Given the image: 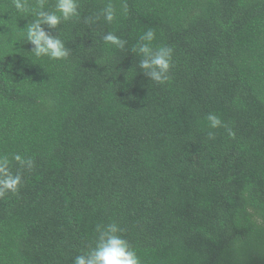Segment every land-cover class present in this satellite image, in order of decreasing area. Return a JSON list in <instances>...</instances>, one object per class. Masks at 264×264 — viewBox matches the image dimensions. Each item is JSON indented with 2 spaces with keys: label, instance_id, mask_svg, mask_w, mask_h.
I'll list each match as a JSON object with an SVG mask.
<instances>
[{
  "label": "trees",
  "instance_id": "1",
  "mask_svg": "<svg viewBox=\"0 0 264 264\" xmlns=\"http://www.w3.org/2000/svg\"><path fill=\"white\" fill-rule=\"evenodd\" d=\"M127 2L112 25H61L67 61H36L31 17L0 0V153L35 161L0 198V264H73L111 222L141 264H264V0ZM148 28L174 48L168 83L100 39ZM209 113L234 137L209 140Z\"/></svg>",
  "mask_w": 264,
  "mask_h": 264
},
{
  "label": "clouds",
  "instance_id": "2",
  "mask_svg": "<svg viewBox=\"0 0 264 264\" xmlns=\"http://www.w3.org/2000/svg\"><path fill=\"white\" fill-rule=\"evenodd\" d=\"M11 7L15 9L18 17H31L24 29L19 28L22 36L18 41L32 45L29 53L36 61L43 58L67 61L72 55L73 50L67 47L66 40L61 36V25L82 20L88 29H92L101 20L112 25L119 16L127 17L130 14L127 0H119V7L114 0H105L99 11L83 18L81 0H53L51 6L49 0H11ZM51 30H58V34L53 35ZM100 39L110 48L133 53L139 59L135 67L150 78V82L165 84L170 81L174 67V48L167 45L154 46V29L148 28L132 44L114 31L104 32ZM206 119L210 129L209 140L215 139V132L212 130L218 128H224L229 137H234L232 129L216 114L209 113ZM34 166L35 161L30 156L13 153L9 157L7 153H0V198L9 194L18 195L24 186V172L33 170ZM123 231L116 222L98 224L94 246L75 256L73 264H141L136 250L122 235Z\"/></svg>",
  "mask_w": 264,
  "mask_h": 264
}]
</instances>
